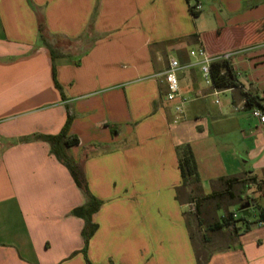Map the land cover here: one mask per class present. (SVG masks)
Wrapping results in <instances>:
<instances>
[{"label": "crops", "instance_id": "obj_1", "mask_svg": "<svg viewBox=\"0 0 264 264\" xmlns=\"http://www.w3.org/2000/svg\"><path fill=\"white\" fill-rule=\"evenodd\" d=\"M40 18L49 37L71 43L54 61L65 100ZM263 27L264 0H0V264H86L84 221L73 213L85 204L82 192L48 143L22 141L57 135L66 106L68 137L78 140L66 153L101 202L89 262L197 264L186 225L192 187L176 198V148L190 147L204 196L203 187L212 192L233 177L254 178L264 191V124L241 94L264 106ZM192 47L231 54L241 92L203 85ZM171 59L189 66L178 73L187 100L179 118L165 100ZM246 184L241 199L257 187ZM258 224L237 225L233 245L207 264H264Z\"/></svg>", "mask_w": 264, "mask_h": 264}, {"label": "trees", "instance_id": "obj_2", "mask_svg": "<svg viewBox=\"0 0 264 264\" xmlns=\"http://www.w3.org/2000/svg\"><path fill=\"white\" fill-rule=\"evenodd\" d=\"M190 14L193 17H197V12L193 11V8H189ZM38 32H39V38L40 41L43 43V45L49 50L51 60H52V79L54 82L55 88L59 91L60 96L62 100H65V96L62 92L61 86L58 84L56 80V69L54 65V61L58 58L65 57L66 54L62 52L59 45H66L70 46L71 43L68 40L62 39L60 37H49L46 33L45 25L43 22V19L40 18L39 24H38ZM210 76H211V88L216 91H225V90H238L241 92V84L237 80L236 73L233 70V67L231 65L230 61H217L211 64L210 66ZM242 96L245 99V107L247 109H251L252 107H258L263 108L261 101L257 97L251 96L248 93H241ZM66 121L61 129V131L57 135H40L35 134L30 137H25L22 139V141H43L50 145L52 154L55 155V157L58 159V161L68 169L75 185L78 187V189L82 192L84 198H85V204L79 208L74 210V214L81 217L84 221V227L82 229V238H83V247L81 249V253L83 255V258L86 262V264H91L87 258V247L90 238L96 231V224L92 222V216L94 213L98 211V209L101 206V202L96 199L89 191L85 174L82 169L81 163L75 162L72 158H70L67 153L66 149L70 148L72 146H76L78 144V140L76 137H68V130L70 127V124L73 120V114L68 106H66ZM176 153L178 155V161H179V169L182 176L183 184L182 186L176 190V198L180 200L179 194L181 191H184L188 187H192L191 192L189 193V196H187L190 203H192V199H195V211L197 212L200 207V203L202 201H214L218 199L219 197H224L225 195L228 196L230 199H234V187L232 184L239 183L244 188L246 187V183H251L256 185L255 179H249L247 181L243 180L242 178L233 177L230 179H219L218 181L223 184L222 189L219 191L220 193H215L212 191L209 195L204 196L202 194L201 186H200V180L196 171V165L194 161L193 154L191 152V149L188 145H185L183 147L176 148ZM87 157V154L82 157ZM256 186L260 187L259 184ZM193 196V197H192ZM238 199L242 202H244V198ZM246 200H249V198H245ZM201 201V202H200ZM231 204L227 205L226 207L230 206ZM215 210L224 209L223 206L219 205V203H215ZM229 216H231V213H229ZM236 222H241L244 229L243 231L246 232L250 229V225L248 222V218L240 216ZM258 223H264V209H262L259 212V219ZM186 225L188 226L189 230V236L190 240L192 242V246L195 253V258L197 264H207L209 257L211 256V253H206L203 255L200 250L197 249L195 245V233L191 231L190 225L188 220L186 219ZM226 226H232L229 221H225L224 223H218L215 222L213 224L212 230H222ZM233 232H237L238 228L236 226H232Z\"/></svg>", "mask_w": 264, "mask_h": 264}, {"label": "rangeland", "instance_id": "obj_3", "mask_svg": "<svg viewBox=\"0 0 264 264\" xmlns=\"http://www.w3.org/2000/svg\"><path fill=\"white\" fill-rule=\"evenodd\" d=\"M86 45L84 42L81 43L82 49L80 48V51L83 50ZM78 46L81 47L80 44H78L77 47ZM191 51H197V47H192ZM191 59L195 60L196 58L191 57ZM199 78L201 83L203 85H206L203 78L201 76ZM218 98L219 100H222L223 96H219ZM173 103L177 105L178 101H175ZM174 113H176L175 108ZM222 186L223 184L217 183L216 185H214L213 191L215 193H220L219 191L222 189ZM232 186L234 187V199H230L225 195L224 197H219L214 201H200L201 203L199 210L196 212L194 209H190V213L186 215V218L190 224V229L195 233V245L203 255L209 252L211 254H214L217 251H221L224 248H227L228 245H233V240L230 238L233 232L232 226L239 225L242 230L244 229L241 222H236V220L240 216H242L243 209L241 208V206L244 202H249L248 212L250 214V217L248 218V222H250V229H253L257 225H259V212L264 209L263 187L257 186L251 189H247L245 197L243 199L244 202H242L238 199L237 195L241 193L243 187L239 183H234L232 184ZM203 193L207 195L211 193V190L207 186L203 187ZM247 197L249 198V200L245 199ZM192 201L196 200L192 199ZM216 202L219 203V205L223 206L224 209H219L216 211ZM229 204L231 205L226 207ZM229 213H231V216H229ZM234 213L237 215L236 218L233 217ZM225 221H229L232 226H226L222 230H212L213 224L215 222L224 223Z\"/></svg>", "mask_w": 264, "mask_h": 264}, {"label": "built area", "instance_id": "obj_4", "mask_svg": "<svg viewBox=\"0 0 264 264\" xmlns=\"http://www.w3.org/2000/svg\"><path fill=\"white\" fill-rule=\"evenodd\" d=\"M200 10L199 5L193 7L194 12ZM190 57L196 58L198 62L195 64L198 66L201 77L203 78L206 85L211 86V76H210V66L212 63L217 61H229L231 54H222L217 56H212L207 54L203 49H198L197 51H191L189 53ZM189 66H184L179 63L177 59H171L168 63V67L164 72L163 76L165 79V84L167 92L165 95V100L168 102L178 101V104L175 105L176 118H179L184 105L187 103V100L181 95L178 73ZM251 115L255 118L259 124H264V106L263 108L252 107L250 109ZM190 209L195 210V204H190ZM233 217L236 218L237 215L234 213Z\"/></svg>", "mask_w": 264, "mask_h": 264}, {"label": "water", "instance_id": "obj_5", "mask_svg": "<svg viewBox=\"0 0 264 264\" xmlns=\"http://www.w3.org/2000/svg\"><path fill=\"white\" fill-rule=\"evenodd\" d=\"M248 207H249V202H244L243 205L241 206V208L243 209L242 211V216L249 218L250 214L248 212Z\"/></svg>", "mask_w": 264, "mask_h": 264}]
</instances>
